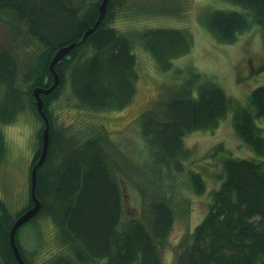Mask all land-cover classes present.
Segmentation results:
<instances>
[{
    "label": "trees",
    "instance_id": "trees-1",
    "mask_svg": "<svg viewBox=\"0 0 264 264\" xmlns=\"http://www.w3.org/2000/svg\"><path fill=\"white\" fill-rule=\"evenodd\" d=\"M124 1L111 0L99 26L85 39L99 21L103 0H0V165L8 154L5 126L26 111L40 124L28 203L13 212L0 197V264H20L10 234L34 207L31 177L46 128L34 91L54 85L51 62L72 44L75 47L54 67L60 84L51 94L41 95L50 124L47 157L37 171L36 196L42 208L20 229L30 223L38 229L37 221L45 218L54 224L65 251L51 264H164V244L180 211L190 207L183 192L193 191L210 194V202L202 222L184 236L177 264H264V128L258 124L264 121V86L252 92L248 105L235 110L226 92L202 73L174 67V60L192 49L188 31L149 28L127 34L114 28V9ZM226 1L250 11L264 30V0ZM249 16L207 11L203 23L220 42L232 44L250 30ZM136 43L162 70L174 69L180 76L173 78V95L160 96L135 119L143 141L141 162L129 158L103 126H93L92 134L84 133L88 124L67 134L53 108L68 90L66 100L74 109L97 114L125 110L137 94ZM231 107L239 147L251 154L222 158L219 186L208 191L203 175L190 169L193 153L185 138L216 129ZM226 146L218 145L211 157L219 158ZM126 182L142 198L139 218L123 220ZM20 229L16 243L22 258L35 264V253L27 256L19 243Z\"/></svg>",
    "mask_w": 264,
    "mask_h": 264
},
{
    "label": "rangeland",
    "instance_id": "rangeland-1",
    "mask_svg": "<svg viewBox=\"0 0 264 264\" xmlns=\"http://www.w3.org/2000/svg\"><path fill=\"white\" fill-rule=\"evenodd\" d=\"M216 10L250 13L249 18L252 21L250 30L239 34L237 41L232 44L220 42L203 23L205 13ZM114 13L116 19L112 26L127 34L149 28L188 31L193 39L192 49L185 56L175 59L174 67L184 70L190 67L202 73L205 80L213 82L226 92L232 99L230 105L236 107L235 110L248 105L252 92L264 86V30L258 23L253 22L251 12L241 5L226 0H125L122 6L114 9ZM135 46L139 77L137 94L134 102L125 110L97 114L74 109L66 100L70 95L68 90L53 108L67 134L78 132L87 124L91 126L85 129V135L92 134L93 126L96 124L103 126L113 135L114 140L129 158L141 162L139 151L143 141L136 131L139 126L135 124V119L151 109L160 96L170 92L173 95L174 86L171 85L173 78L180 76L176 75L174 69L162 70L148 50L139 43ZM169 85L172 88L165 90ZM234 108H230L216 129L198 131L185 138L186 147L193 153V161L189 163L190 169L203 175L208 191H213L219 186V176L222 174L219 161L222 158L229 157L230 154H233L234 158L239 157L237 154L245 157L251 154L242 145L239 147L241 142L232 125ZM91 121L94 122L91 124ZM258 124L264 128V121ZM39 127L36 117L29 111L21 113L14 123L5 126L8 154L0 165V197L13 212H18L28 203V179ZM220 144H226L227 149L219 152V158H212L211 155ZM123 191L125 194L123 220L139 218L142 198L140 199L133 186L127 182L123 185ZM183 193L189 200L190 207L188 212L180 211L164 244L162 251L164 264H177L184 236L187 234L190 236L208 210L210 194L199 196L193 191ZM36 224L38 229L34 227V223L20 229L19 243L27 256L31 257L30 254L35 253L33 257L35 264L54 263L52 261L65 251L58 243L57 230L46 218L37 221Z\"/></svg>",
    "mask_w": 264,
    "mask_h": 264
},
{
    "label": "water",
    "instance_id": "water-1",
    "mask_svg": "<svg viewBox=\"0 0 264 264\" xmlns=\"http://www.w3.org/2000/svg\"><path fill=\"white\" fill-rule=\"evenodd\" d=\"M111 0H103V3L102 5L100 6V17H99V21L98 23L96 24V26L88 31L84 38L86 39L87 36H89L94 30L95 28H97L101 22V20L103 19V17L105 16L106 12H107V6L109 4ZM75 47V44H72L68 47H64L62 49H60L58 51V53L55 55L53 61L51 62V71H53V74H54V79H55V82H54V85L48 89V90H42V89H36L34 91V96L36 98V104H37V107H38V110L39 112L41 113L42 117L44 118L45 122H46V128L43 132V135H42V153H41V156H40V159L38 161V163L35 165V167L33 168V171H32V189H31V196H32V199L34 201V207L32 209H30L29 211H27L26 213H24L18 220L17 222L15 223L12 231H11V234H10V243L13 247V250H14V253H15V256H16V259L17 261L20 263V264H26L22 258V255L20 253V250H19V247L16 243V235H17V232L18 230L26 223H28L30 220H32L41 210L42 208V204L41 202L38 200L37 196H36V187H37V171L38 169L44 164L45 160H46V157H47V153H48V149H49V144H50V124H49V120L48 118L46 117L45 113H44V102H43V99L41 97L42 94H45V95H49L51 94L57 87L58 85L60 84V77L58 76V74L55 73L54 71V67H55V64L57 62H59L63 57H65L73 48Z\"/></svg>",
    "mask_w": 264,
    "mask_h": 264
}]
</instances>
